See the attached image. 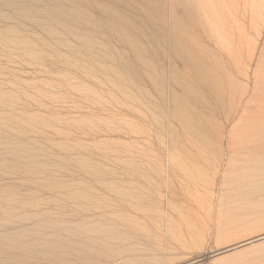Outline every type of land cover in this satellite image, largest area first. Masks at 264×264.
Returning a JSON list of instances; mask_svg holds the SVG:
<instances>
[{
  "label": "rangeland",
  "instance_id": "1",
  "mask_svg": "<svg viewBox=\"0 0 264 264\" xmlns=\"http://www.w3.org/2000/svg\"><path fill=\"white\" fill-rule=\"evenodd\" d=\"M0 264H264V0H0Z\"/></svg>",
  "mask_w": 264,
  "mask_h": 264
},
{
  "label": "bare ground",
  "instance_id": "2",
  "mask_svg": "<svg viewBox=\"0 0 264 264\" xmlns=\"http://www.w3.org/2000/svg\"><path fill=\"white\" fill-rule=\"evenodd\" d=\"M5 1H7L8 2V0H5ZM3 4V3H2ZM6 260V259H5ZM4 261V260H3ZM7 261V260H6Z\"/></svg>",
  "mask_w": 264,
  "mask_h": 264
}]
</instances>
